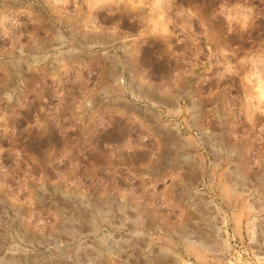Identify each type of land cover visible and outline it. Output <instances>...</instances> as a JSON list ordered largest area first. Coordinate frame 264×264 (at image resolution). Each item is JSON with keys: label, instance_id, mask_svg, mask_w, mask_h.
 I'll return each mask as SVG.
<instances>
[{"label": "rangeland", "instance_id": "1", "mask_svg": "<svg viewBox=\"0 0 264 264\" xmlns=\"http://www.w3.org/2000/svg\"><path fill=\"white\" fill-rule=\"evenodd\" d=\"M89 1L0 0V264H264V0Z\"/></svg>", "mask_w": 264, "mask_h": 264}, {"label": "bare ground", "instance_id": "2", "mask_svg": "<svg viewBox=\"0 0 264 264\" xmlns=\"http://www.w3.org/2000/svg\"><path fill=\"white\" fill-rule=\"evenodd\" d=\"M115 1V0H114ZM113 1V2H114ZM128 1H130V0H128ZM132 2L134 1V0H131ZM100 2H102V0H91V1H89L88 3L92 6V7H94V5H97V4H99ZM116 2V1H115ZM118 3V2H117ZM121 3V2H120ZM119 3V4H120ZM114 4V3H113ZM89 6V5H88ZM91 6H89V8L91 7ZM108 6H110L109 4H108ZM125 6H127L126 5V2H125ZM161 6V5H160ZM160 6L158 7V8H155V9H153L152 11H154L156 14H154V15H152V16H157L158 14H164L165 13V10L164 9H161L160 8ZM163 6V5H162ZM99 8V7H98ZM100 9V8H99ZM92 10V9H91ZM108 10V9H107ZM109 10L111 11V9H110V7H109ZM122 10H123V8H122ZM159 10V11H158ZM113 11V10H112ZM94 14V13H93ZM95 15V14H94ZM150 17V16H149Z\"/></svg>", "mask_w": 264, "mask_h": 264}]
</instances>
